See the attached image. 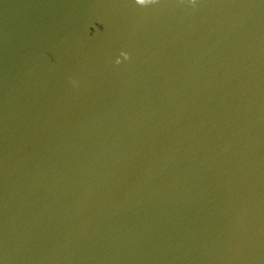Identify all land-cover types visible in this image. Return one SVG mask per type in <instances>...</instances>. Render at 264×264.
<instances>
[{"label": "water", "instance_id": "1", "mask_svg": "<svg viewBox=\"0 0 264 264\" xmlns=\"http://www.w3.org/2000/svg\"><path fill=\"white\" fill-rule=\"evenodd\" d=\"M0 264H264V0H0Z\"/></svg>", "mask_w": 264, "mask_h": 264}, {"label": "clouds", "instance_id": "2", "mask_svg": "<svg viewBox=\"0 0 264 264\" xmlns=\"http://www.w3.org/2000/svg\"><path fill=\"white\" fill-rule=\"evenodd\" d=\"M137 2H138V3H141V2H144V0H137ZM193 2H194V0H193ZM122 55H123V57H124L125 60L128 59V56H127L126 53H123ZM120 62H121L120 60H117V61H116L117 64H119ZM73 86H76L75 81H73Z\"/></svg>", "mask_w": 264, "mask_h": 264}, {"label": "snow or ice", "instance_id": "3", "mask_svg": "<svg viewBox=\"0 0 264 264\" xmlns=\"http://www.w3.org/2000/svg\"><path fill=\"white\" fill-rule=\"evenodd\" d=\"M147 2H149V3H154L155 0H147ZM135 3H136L137 5H141V4L145 3V0H144V2H141V3H138L137 0H135Z\"/></svg>", "mask_w": 264, "mask_h": 264}]
</instances>
